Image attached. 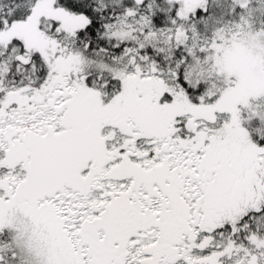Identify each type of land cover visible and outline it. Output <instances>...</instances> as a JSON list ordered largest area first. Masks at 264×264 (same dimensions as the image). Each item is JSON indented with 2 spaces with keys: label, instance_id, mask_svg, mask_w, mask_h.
Listing matches in <instances>:
<instances>
[{
  "label": "snow or ice",
  "instance_id": "1",
  "mask_svg": "<svg viewBox=\"0 0 264 264\" xmlns=\"http://www.w3.org/2000/svg\"><path fill=\"white\" fill-rule=\"evenodd\" d=\"M0 264H264V0H0Z\"/></svg>",
  "mask_w": 264,
  "mask_h": 264
}]
</instances>
